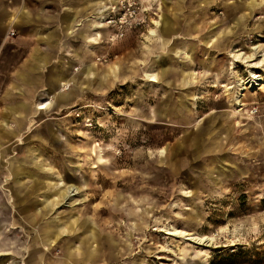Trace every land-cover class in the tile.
I'll return each instance as SVG.
<instances>
[{"label": "rangeland", "instance_id": "374dc122", "mask_svg": "<svg viewBox=\"0 0 264 264\" xmlns=\"http://www.w3.org/2000/svg\"><path fill=\"white\" fill-rule=\"evenodd\" d=\"M72 3L77 77L117 73L0 129V264H264V0H120L97 43V4ZM30 148L55 202L35 222L11 171Z\"/></svg>", "mask_w": 264, "mask_h": 264}, {"label": "crops", "instance_id": "0c3cea01", "mask_svg": "<svg viewBox=\"0 0 264 264\" xmlns=\"http://www.w3.org/2000/svg\"><path fill=\"white\" fill-rule=\"evenodd\" d=\"M68 1L61 9L59 0H0V85L5 83L4 89L0 91V123L3 126L0 129H12L14 123L27 124L29 113L39 109L42 102L49 100L45 110L48 111L55 103L66 100L70 94L60 92L64 81H73L70 83L78 86L77 90L81 92L85 88L101 89L107 77L116 76L117 65H111L99 75L95 62L82 60L77 68L83 78L77 77L75 66L69 64L66 57L70 53L77 55L81 50L76 32L85 16L80 17L82 9L79 10L77 3H72L75 0ZM110 2L111 0H93L94 5L96 3L98 6L95 10L98 16L95 15L97 18L94 23H90L92 29L88 26V30L86 28L81 32L82 37L93 43L100 41L101 33L94 29L105 25L103 21L108 15ZM61 22L65 24L62 25ZM165 29L168 32L171 27ZM11 30L15 31L14 36L9 35ZM183 50L177 48L176 52ZM184 83L190 81L184 78ZM22 125L19 128H23ZM211 127L213 126L200 128L204 133L200 132L198 136L205 135V130ZM213 129L214 127L210 130ZM56 131L57 129L51 132L55 138ZM37 155L35 150L28 149L30 164L21 163L11 169L17 183H25L27 179L32 182L30 187L13 189V193L21 198L20 209L33 222L39 216L45 218L49 209L55 207L52 196L44 197L45 194L53 195L54 192L49 184L51 180L42 181L45 172L41 171ZM48 174L51 173L46 171V175ZM38 196H43V200H38ZM49 226L43 229L46 237L52 234ZM47 239L44 237V241ZM34 256L37 259L39 252H35Z\"/></svg>", "mask_w": 264, "mask_h": 264}, {"label": "bare ground", "instance_id": "6f19581e", "mask_svg": "<svg viewBox=\"0 0 264 264\" xmlns=\"http://www.w3.org/2000/svg\"><path fill=\"white\" fill-rule=\"evenodd\" d=\"M119 2H120V0L119 1H117V3H115L114 5H110L109 6V11L111 12L112 10L111 9H113V8H117L118 7V5H119ZM110 12H108V14L110 13ZM258 46H255L254 47V49H256ZM236 55V57H237V59H244L245 61H247V62H250L251 61V56L249 57V56H246L244 53H237V54H235ZM262 56H263V59L262 60H260L259 62H257L258 63V65H264V48H263V50H262ZM253 66V64H249V66ZM78 69V68H77ZM70 82H73V81H71V80H67L66 82L64 81L63 83H62V87H61V89H60V92H62L63 90H64V88H66V87H68V85H70L71 83ZM47 103H49V100H47V101H45V102H42V103H40L39 104V106H38V108L39 109H41V110H46L47 109V107H48V105H47ZM78 190V188L77 187H75V186H71L70 188H67L65 191H64V199L66 200V202H68L69 201V199H71L72 198V196L73 195H75L76 194V192L74 193V191L75 190Z\"/></svg>", "mask_w": 264, "mask_h": 264}, {"label": "built area", "instance_id": "2783aa9c", "mask_svg": "<svg viewBox=\"0 0 264 264\" xmlns=\"http://www.w3.org/2000/svg\"><path fill=\"white\" fill-rule=\"evenodd\" d=\"M12 34H15V31L14 30H11Z\"/></svg>", "mask_w": 264, "mask_h": 264}]
</instances>
